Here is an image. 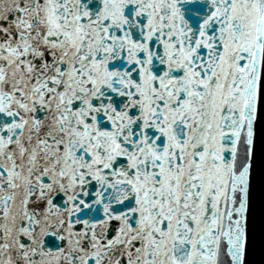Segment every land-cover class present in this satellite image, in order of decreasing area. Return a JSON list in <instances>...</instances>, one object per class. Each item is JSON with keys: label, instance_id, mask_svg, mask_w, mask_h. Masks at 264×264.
I'll return each mask as SVG.
<instances>
[{"label": "snow or ice", "instance_id": "snow-or-ice-1", "mask_svg": "<svg viewBox=\"0 0 264 264\" xmlns=\"http://www.w3.org/2000/svg\"><path fill=\"white\" fill-rule=\"evenodd\" d=\"M0 264H264V0H0Z\"/></svg>", "mask_w": 264, "mask_h": 264}]
</instances>
